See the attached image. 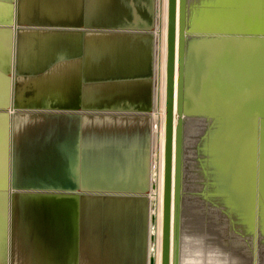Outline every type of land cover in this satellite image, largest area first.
Listing matches in <instances>:
<instances>
[{
	"label": "water",
	"instance_id": "1",
	"mask_svg": "<svg viewBox=\"0 0 264 264\" xmlns=\"http://www.w3.org/2000/svg\"><path fill=\"white\" fill-rule=\"evenodd\" d=\"M19 2L10 3L7 190L12 189L11 124L19 111L14 106ZM142 4L143 0L135 2V11L144 20ZM161 5V0H151L149 26L140 25L141 19L128 21L127 26L119 21L120 25L92 29L104 37L115 36L119 43L139 37L142 52L148 49L149 68L141 78L145 110L100 111L122 117L116 133L121 139L132 131L128 116L143 120L150 112L144 133L146 184L126 190L129 197L132 193L146 197L145 264H264V0H166L158 257L155 176L160 54L156 30ZM146 30L151 31L147 49L142 40ZM114 150L108 149L110 154ZM116 151L117 168L123 169L128 151L124 146ZM86 190L87 194L100 191L99 187ZM111 192L114 197L120 194ZM122 193L118 196L128 197Z\"/></svg>",
	"mask_w": 264,
	"mask_h": 264
},
{
	"label": "rangeland",
	"instance_id": "2",
	"mask_svg": "<svg viewBox=\"0 0 264 264\" xmlns=\"http://www.w3.org/2000/svg\"><path fill=\"white\" fill-rule=\"evenodd\" d=\"M135 2L140 4L142 0L19 2L20 28L15 53V108L19 111L14 113L11 124L12 179L15 184L13 189L24 194L22 192L20 197H14L12 202L11 252L17 242L14 232L22 221L28 224L31 220L29 214L33 219L46 203L51 206L66 203L68 208L74 204L76 206V195H69L99 187L100 191L94 196L87 193L82 196L81 209H92L94 206V209L97 207L102 211L106 206L112 207L114 201L119 205L131 203L133 225L138 230L132 260L136 264H145L141 247L146 197L139 195L133 199L129 197V192L146 184V160L143 155L145 132L142 129L146 122L140 116H128V121L133 122L132 131L121 139L116 133L122 117L100 113L108 110H145L146 90L141 80L144 77L143 52L137 40L139 37L119 43L115 36L108 38L92 31L107 24L120 25L119 21L122 24L131 20L140 21L143 16L140 11H135ZM10 3L11 0H0V233L4 232L0 237L5 244L7 215L3 195L6 177L4 158L8 152L9 131L7 77L11 63ZM162 7L156 30L159 65L165 29ZM77 21L83 26L71 25ZM118 78L128 81L120 82ZM161 92L159 80V157L155 176L157 203L160 187ZM118 146H124L128 151L129 159L121 164L123 169L117 168L120 165L114 160L119 157L116 154ZM109 148H115V153L110 154ZM61 181L66 185L51 186L53 182L58 184ZM116 190L120 192L118 195L124 192V196L128 197H114L111 191ZM139 198L144 202H139ZM122 254L110 252L107 257L111 264L129 263L127 259L121 260Z\"/></svg>",
	"mask_w": 264,
	"mask_h": 264
},
{
	"label": "crops",
	"instance_id": "3",
	"mask_svg": "<svg viewBox=\"0 0 264 264\" xmlns=\"http://www.w3.org/2000/svg\"><path fill=\"white\" fill-rule=\"evenodd\" d=\"M143 4L145 5L146 14L144 20H141L140 25L149 26L150 19L148 12L151 0H143ZM125 24L127 26L128 23ZM71 25L74 27L83 26L79 22ZM144 33L143 36L145 38L142 37V40L146 42L147 49L151 31L146 30ZM147 51L142 54L143 69H146L145 73H147L149 68V54ZM143 120L146 124L145 128L143 125L142 129L146 134L148 130L147 114L143 117ZM65 183L64 181L58 182V184L57 182H53L51 186H64L66 185ZM9 184L10 181L8 182V186ZM75 184L77 186V182ZM11 185L12 189L7 190V183L5 181L3 196L6 203L7 242L5 244L3 238L0 237V264H111V260L107 257V255H110V252H121L123 253L121 260L127 259L129 263L126 264H136V261L132 260V251L138 242V230L133 225V205L129 202L128 205L127 202L119 205L114 201L113 208L106 206V209L101 211L97 207L94 209L93 206L92 209L82 210V196L86 195L82 190L76 194L69 195H76V206L74 204V206L72 205L68 208L66 203L65 205L53 204L52 206L46 203L45 207L41 208L43 210L39 209L33 219V216L29 214L31 220L27 222L28 224L25 225L24 221H22L16 228V232H14L17 236V242L13 246V252H11L10 221L12 202L14 197H20V194L23 192L13 189L15 185L13 179ZM7 193H10V195L7 196ZM91 195L94 196L95 194ZM132 196L133 199L136 198L134 195ZM138 201L144 202L142 198H139ZM142 228H144V234L141 248L142 258L145 263V223ZM0 235L3 236L4 232H1ZM102 255H104V258Z\"/></svg>",
	"mask_w": 264,
	"mask_h": 264
},
{
	"label": "bare ground",
	"instance_id": "4",
	"mask_svg": "<svg viewBox=\"0 0 264 264\" xmlns=\"http://www.w3.org/2000/svg\"><path fill=\"white\" fill-rule=\"evenodd\" d=\"M163 5V13H164V21H165V29L163 32L162 37V61L161 65H159V80L161 83V96H162V118H161V128H160V187H159V194H158V203H157V216H158V249L157 254L159 257V250H160V222H161V189H162V145H163V108H164V86H165V52H166V0H161ZM159 137V136H158ZM158 264V262H157Z\"/></svg>",
	"mask_w": 264,
	"mask_h": 264
}]
</instances>
